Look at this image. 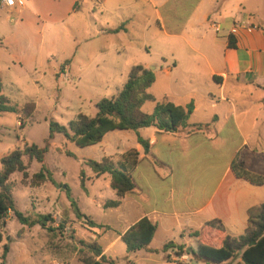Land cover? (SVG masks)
<instances>
[{
    "label": "crops",
    "instance_id": "0c3cea01",
    "mask_svg": "<svg viewBox=\"0 0 264 264\" xmlns=\"http://www.w3.org/2000/svg\"><path fill=\"white\" fill-rule=\"evenodd\" d=\"M93 1L96 0H90ZM107 1L116 5L139 3L146 17L153 19L160 29L166 27L163 12L173 16L183 5H193L183 26L167 34L180 40L186 58L159 67L157 73L168 78L174 76V84L192 85L182 88L187 95H164L161 101L181 107L192 103L193 111L187 126L177 132H158L154 128L112 131L96 144L102 150L99 161L129 150H135L138 156L130 172L135 190L119 199L117 207L108 208L114 218L111 224L96 222L109 230L94 229L91 234L115 264L119 256L125 264H204L189 259L188 255L181 258L183 254L177 255L176 248L165 252L160 249L170 241L188 248L194 234L208 240L217 238L221 232L230 237L242 235L248 210L264 204V184L254 185L236 177L232 170V164L238 163L248 172L264 177V94H225L228 84L234 90L239 89L238 84H245L264 91V18L261 20L254 14L255 10L248 5L251 0H234L229 5L222 0H97ZM205 2L213 7L202 9ZM83 4V0H22V5L14 7L1 4L0 66L35 72L37 62L41 61L39 53L45 33L52 28L46 23L68 26L69 22H77ZM92 13H88L89 18L94 20ZM128 20L124 18L115 27L99 24L94 32L88 31L87 26L85 30L91 34L83 39V45L99 35L126 33ZM119 26L121 30L111 32ZM229 36L235 48H228ZM73 45L75 56L80 44ZM53 57L48 54L45 59ZM65 61L68 64L62 77L71 71L68 58ZM153 73L155 82L156 71ZM78 75L72 77L78 79ZM196 124L208 125L194 130ZM111 133L116 140L109 138L107 145L103 140ZM137 135L148 140V154L138 144ZM104 180L109 186L108 178ZM112 191L108 200H117ZM141 218L156 225L150 250L128 253L120 240L121 234ZM38 264L84 263L73 254L61 250L52 253L45 247Z\"/></svg>",
    "mask_w": 264,
    "mask_h": 264
},
{
    "label": "rangeland",
    "instance_id": "374dc122",
    "mask_svg": "<svg viewBox=\"0 0 264 264\" xmlns=\"http://www.w3.org/2000/svg\"><path fill=\"white\" fill-rule=\"evenodd\" d=\"M222 1L223 4H234V0ZM83 3L85 4L81 6L77 22L68 21V26L46 23L52 28L50 32L45 33L46 37L39 53L41 61L37 62L35 72H20L0 66L2 94L11 103L19 106L33 103L35 107L34 119L25 121L24 124H20L18 115L9 112L0 114V158L24 144L43 146L50 120L66 125L77 113L93 116L96 112L95 103L101 98L114 96L125 83L128 72L134 65L156 71L157 79L147 89L156 102H160L164 95H187L182 88L192 86L187 83H184V86L174 84V76L168 78L157 73L159 67L186 58V51L182 49L180 40L167 34H173L183 26L193 5H183L173 16L163 12L166 27L160 29L153 19L146 17L145 9L143 12L137 2L128 1L116 5L111 1L100 3L97 0H83ZM248 5L255 10L256 16H260L261 20L264 18V0H251ZM212 7L211 3L205 2L202 9L208 10ZM91 11L96 21L89 18L88 13ZM124 18L129 19L126 33L99 35L89 44L83 45V39L91 34L88 33L89 30L94 32L99 28V24L115 27L122 23ZM87 26L88 31L85 30ZM75 43L80 44V51L74 56ZM216 50L220 51L219 48ZM48 54L54 56L49 61L45 59ZM66 58L70 62L71 71L69 75L62 77L66 68L63 60ZM74 75L79 78H73ZM229 86L228 84L226 95L264 94V91L254 89L252 85L238 84L237 90ZM153 105L154 102H146L141 111L149 113ZM21 117L24 118L23 115ZM109 138L116 140L112 133L108 134L103 140L107 145ZM65 151L72 156L67 155ZM101 151L96 145L78 147L66 142L60 134H55L45 155L44 166L48 174L44 183L30 186L21 182V173L15 172L10 176L15 208L32 217L49 214L53 222L48 225L56 227L63 224V229L59 234L52 235L39 225L27 227L20 224L12 212L8 213L5 226L0 231V264H38L45 253V247L52 253L61 250L75 255L78 259L89 255L76 239L93 241L95 237L91 232L97 228L88 227L85 220L74 216L69 198L75 202L81 213L95 223L111 224L114 221L111 210L104 208L113 193L112 189L105 185L104 179L107 177L109 180V177L95 176L92 169L83 162L85 159L99 161L98 155ZM119 156L108 158L115 162L119 160ZM41 166V163L32 161L27 169L28 179L40 171ZM80 172L84 175L82 184ZM97 230L105 232L109 229ZM5 244L8 246L7 260L2 261L1 254ZM121 245L123 247V244ZM185 255L186 253H183V256ZM117 264H125L120 256ZM227 264H230V261Z\"/></svg>",
    "mask_w": 264,
    "mask_h": 264
},
{
    "label": "trees",
    "instance_id": "16d2710c",
    "mask_svg": "<svg viewBox=\"0 0 264 264\" xmlns=\"http://www.w3.org/2000/svg\"><path fill=\"white\" fill-rule=\"evenodd\" d=\"M121 28L119 26L111 32L116 33ZM227 46L228 48H235L231 36L228 38ZM64 64H68V61H65ZM60 68L62 69V67ZM153 82V71L141 65H134L130 68L125 83L114 96L101 98L95 103L96 112L93 116L77 113L66 125H60L50 120L43 146L33 143L24 144L21 148L17 147L2 156L0 158V231L5 226V219L10 212L20 224L27 227L39 225L52 235L59 234L58 232L63 229V224H58L56 227L48 225L49 222H53L49 214H39L32 217L18 211L12 197L13 184L9 180L13 173L19 172L22 175L21 182L23 184L39 186L44 183L46 174H48L44 166L45 155L55 134H60L68 143H73L78 147H86L98 144L107 133L112 131L129 130L137 132L142 128H154L158 132L174 133L180 128L186 127L188 118L193 111V104L189 103L185 107H181L169 101L156 102L153 96L147 92ZM146 102H154L153 109L149 113L141 111ZM4 112L18 115L20 124H24L25 121L34 119L35 107L33 103H25L23 106L11 103L2 94V81L0 79V114ZM207 125L196 124L193 125V129L201 130ZM137 142L144 153L148 154V140L137 135ZM65 153L72 156L68 151ZM137 156L138 153L135 150H129L121 154L119 160L115 162L108 157L99 162L92 159L83 161L92 169L95 176L107 175L109 177V186L114 190L117 200L108 201L104 208L117 207L119 199L135 190L136 185L130 172L137 163ZM32 161H37L42 166L40 171L28 179L27 169ZM232 170L238 178L247 180L254 185L264 184V177L248 172L241 164H232ZM83 180L84 175L80 172L81 184ZM69 200L74 216L77 219L85 220L88 227L109 229L108 226L90 220L79 211L72 199L69 198ZM155 230V224L146 218H141L121 234L120 240L128 253L141 249L150 250L148 246ZM1 240L0 232V242ZM76 241L89 254L87 257L80 258L84 264H115L114 259L103 253L96 240L76 239ZM172 248L177 249V255L186 253L190 259L204 264H223L228 261L230 264H264V204L248 210L247 225L242 235L230 237L221 232L217 238L208 240L199 239L198 234H194L188 246L191 250L190 253L186 251L185 245H175L171 241L165 243L160 250L165 252ZM7 252L8 246L5 244L1 254L2 261L5 260ZM151 252H156V250H151ZM127 264L133 263L127 262Z\"/></svg>",
    "mask_w": 264,
    "mask_h": 264
},
{
    "label": "built area",
    "instance_id": "2783aa9c",
    "mask_svg": "<svg viewBox=\"0 0 264 264\" xmlns=\"http://www.w3.org/2000/svg\"><path fill=\"white\" fill-rule=\"evenodd\" d=\"M2 5H5L6 7H14L15 5H22V0H0ZM181 258H184V256H181Z\"/></svg>",
    "mask_w": 264,
    "mask_h": 264
},
{
    "label": "water",
    "instance_id": "95a60500",
    "mask_svg": "<svg viewBox=\"0 0 264 264\" xmlns=\"http://www.w3.org/2000/svg\"><path fill=\"white\" fill-rule=\"evenodd\" d=\"M188 253H190L191 252V250L189 249V248H187V250H186Z\"/></svg>",
    "mask_w": 264,
    "mask_h": 264
}]
</instances>
